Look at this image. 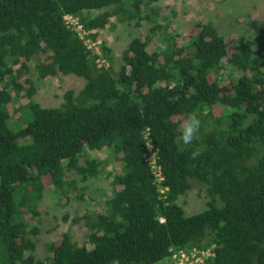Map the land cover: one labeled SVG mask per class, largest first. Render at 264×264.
<instances>
[{"label": "trees", "instance_id": "trees-1", "mask_svg": "<svg viewBox=\"0 0 264 264\" xmlns=\"http://www.w3.org/2000/svg\"><path fill=\"white\" fill-rule=\"evenodd\" d=\"M159 1L0 0V264H172L171 248L211 246L212 264H264V54L254 48L264 28L226 35L197 21L182 38L160 23ZM66 14L93 41L122 24L138 32L119 56L100 44L107 65L98 66ZM33 72L83 85L42 106L32 98ZM20 93L28 101L13 121L9 104ZM193 111L200 140L185 147L180 125ZM145 133L164 193L146 161ZM104 150L111 170L90 154ZM68 172L81 181L106 176L110 192L72 221L85 228L83 244L64 233L38 257L30 219L46 188L69 199ZM194 188L206 206L187 215L179 200Z\"/></svg>", "mask_w": 264, "mask_h": 264}, {"label": "rangeland", "instance_id": "rangeland-1", "mask_svg": "<svg viewBox=\"0 0 264 264\" xmlns=\"http://www.w3.org/2000/svg\"><path fill=\"white\" fill-rule=\"evenodd\" d=\"M156 5L160 8L159 20L164 29L170 28L182 38L186 37L189 26L197 21H212L226 35L256 36L264 28V0H160ZM112 21L115 19L112 18ZM148 26V23H142V29L147 30ZM137 32L138 28L122 24L114 29L98 30L96 41L85 39V42L92 50L105 43L115 56H119L130 36ZM254 48L264 54V44H257ZM31 77L35 86L33 100L47 107L59 105L67 89L78 90L83 85L81 79L72 76L39 79L33 72ZM12 94L15 95L14 92ZM19 97L9 104L13 121L20 119V112L14 113V108L28 101ZM90 154L102 159L108 170L113 168L109 151ZM65 179L71 182L67 193L69 199L52 187L46 188L38 205L39 215L30 219V224L39 229L36 241L38 257L45 255L46 243L60 240L64 233L69 234L72 242L83 244L85 228L72 221L88 211L100 209L110 192V178L106 176L81 181L74 172H68ZM79 191L82 192V199L77 198ZM179 202L187 215L200 212L206 206L203 192L196 188L182 196Z\"/></svg>", "mask_w": 264, "mask_h": 264}, {"label": "built area", "instance_id": "built-area-1", "mask_svg": "<svg viewBox=\"0 0 264 264\" xmlns=\"http://www.w3.org/2000/svg\"><path fill=\"white\" fill-rule=\"evenodd\" d=\"M64 20L69 27H71L78 33V35L84 40L85 44V39H88V41H93L90 38H86L87 32L82 28L81 24L79 23V20L76 17L66 14L64 16ZM93 53L98 56L96 60L98 66L107 65L105 59L101 56L100 50L98 48H95L93 50ZM145 138L147 139L146 144L148 148V151L146 153V161L149 163L154 183L156 184L159 192L164 193L165 191H167L168 188L162 186L164 177L162 174L161 167L157 162L156 155L152 150V145L150 143L148 133H145ZM213 248L214 246L205 249L193 248L191 250L171 248L170 261L172 264H212L213 259L215 257Z\"/></svg>", "mask_w": 264, "mask_h": 264}, {"label": "clouds", "instance_id": "clouds-1", "mask_svg": "<svg viewBox=\"0 0 264 264\" xmlns=\"http://www.w3.org/2000/svg\"><path fill=\"white\" fill-rule=\"evenodd\" d=\"M179 101L178 96L170 97L169 102L175 103ZM202 121L197 112H189L186 118L180 125V141L185 147L193 145L195 141L200 140V130ZM201 155L199 149L190 152V158L196 160ZM113 264H118V261H114Z\"/></svg>", "mask_w": 264, "mask_h": 264}]
</instances>
